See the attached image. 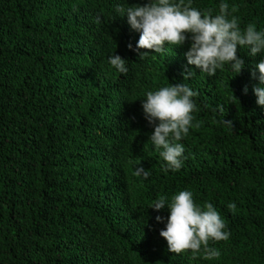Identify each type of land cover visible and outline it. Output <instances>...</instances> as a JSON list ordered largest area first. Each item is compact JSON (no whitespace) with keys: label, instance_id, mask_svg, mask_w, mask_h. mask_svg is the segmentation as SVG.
Instances as JSON below:
<instances>
[{"label":"trees","instance_id":"16d2710c","mask_svg":"<svg viewBox=\"0 0 264 264\" xmlns=\"http://www.w3.org/2000/svg\"><path fill=\"white\" fill-rule=\"evenodd\" d=\"M149 2L0 0V264H264V107L253 90L264 87L255 67L264 52L238 46L241 73L226 64L209 76L187 62L189 34L140 60V32L116 8ZM184 2L213 15L227 3L242 30L264 32V0ZM183 83L196 111L172 170L149 141L142 103ZM183 190L225 223L229 239L209 241L218 258L203 246L171 253L160 236L170 210L152 203Z\"/></svg>","mask_w":264,"mask_h":264},{"label":"clouds","instance_id":"9594fccd","mask_svg":"<svg viewBox=\"0 0 264 264\" xmlns=\"http://www.w3.org/2000/svg\"><path fill=\"white\" fill-rule=\"evenodd\" d=\"M116 11L121 14L126 12L124 17L127 16L131 28L140 32L136 46L140 60L152 52L163 53L165 45L183 46L189 34L191 44L185 53L187 62L209 76H215L217 70L226 64L238 75L241 73L245 62L237 55L238 46H248L249 54L253 57L264 52V32L257 31L255 23H249L242 30L238 17L232 15L236 11L235 7L230 13L227 3L219 5L216 15H213L212 9L202 13L184 0L175 3L172 0H150L147 5L129 6L127 9L117 6ZM128 47L132 49L131 44ZM142 49L148 51H139ZM109 63L121 73L128 71L127 61L118 55L111 56ZM255 67L259 71L260 84L264 85V59ZM193 74L186 69L184 80L191 79ZM252 76L256 77L255 70ZM253 90L257 104L264 107V87L257 86ZM244 92L247 94V88ZM195 95L197 93L185 83L171 84L156 91H148L143 100L145 119L154 128L149 141L167 162V169L179 170L182 167L184 147L178 141L187 136L192 127L193 112L196 111L192 98ZM135 175L147 179L149 171L138 166ZM166 207L170 215L160 236L167 241L169 252L180 254L191 250L195 256L203 246L205 259L220 256L217 249L209 246V241L227 240L230 233L224 231L226 225L212 203L198 206L192 192L183 190L174 195L170 202L166 196H160L151 206L157 212ZM227 207L233 212L236 210L235 203H229ZM156 221L164 223V218L158 215Z\"/></svg>","mask_w":264,"mask_h":264}]
</instances>
